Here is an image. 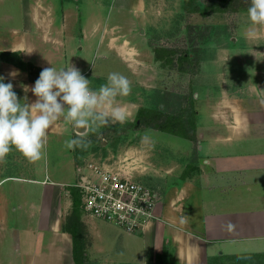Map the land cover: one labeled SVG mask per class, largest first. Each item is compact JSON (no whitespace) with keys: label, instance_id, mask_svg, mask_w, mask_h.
Listing matches in <instances>:
<instances>
[{"label":"crops","instance_id":"0c3cea01","mask_svg":"<svg viewBox=\"0 0 264 264\" xmlns=\"http://www.w3.org/2000/svg\"><path fill=\"white\" fill-rule=\"evenodd\" d=\"M26 1L28 24L40 29L37 19L46 20V25L50 22L49 31L37 33L55 38L37 39L32 48L18 43L14 51L42 52L34 60L40 69L51 64L57 69L66 67L62 36L67 13L76 11L80 18L86 17L87 10V19L92 18L101 8L100 0H68L70 7L58 4L59 0ZM157 1L113 0V5L120 14L144 18ZM117 27H122L120 21L109 26L104 20L94 27L85 23L81 30L87 40ZM260 30L264 35V26ZM118 49L125 56L133 48L124 43ZM240 56L238 64L247 65L243 59L247 55L242 52ZM250 60L255 63L254 58ZM3 77L5 83H12L19 101L31 104L36 100L30 90L34 82ZM256 84L244 88V98L237 97L243 104L255 102L258 107L252 105L250 110L242 104L232 109L231 124L225 118V128L234 137L208 140L210 148L219 145L223 152L216 155L209 150L210 157L203 156L200 170L191 169L187 177L178 172L170 184H155L159 188L151 189L158 195V220L143 232H117L75 206L78 185L90 175L91 164L117 172L98 163L78 162V142L86 138L91 124L86 133H78L73 123L59 117L47 130L41 157L34 161L10 148L0 157V264H264V92ZM224 100L228 104V97ZM241 115L249 117L247 123ZM244 131L259 133V138H240ZM149 157L140 155L134 174L148 173ZM122 166L118 169L128 167ZM165 173L170 175L171 168Z\"/></svg>","mask_w":264,"mask_h":264},{"label":"rangeland","instance_id":"374dc122","mask_svg":"<svg viewBox=\"0 0 264 264\" xmlns=\"http://www.w3.org/2000/svg\"><path fill=\"white\" fill-rule=\"evenodd\" d=\"M67 1L59 0L58 4L70 7ZM232 2L158 0L143 18L120 14L113 0H100L101 8L92 18L87 19L88 4L83 10L84 13L86 10V17L78 18L76 11L67 13L69 17L62 36L66 67L71 64L78 68L89 79L91 88L105 83L110 72L124 75L130 84L129 94L116 99V103L126 109L127 119L122 123H90L91 130L86 138L78 142V162L115 168L137 183L156 190L159 186L155 184H170L178 172L182 171L183 177H187L191 169L200 170L203 156L210 157L209 150H214L210 153L216 155L223 152L219 145L210 148L207 143L220 137H234L224 122L227 118L231 124L232 109L243 104L237 94H244V88L249 89L256 83H260L264 92V35L260 30L263 26H257L255 36H246L248 0H238V9L235 4L231 6ZM28 8L26 0H0V53L19 52L29 67L24 70L0 60V76L23 82H32L38 77L41 69L34 60L42 52L36 49L14 51V48L18 43L32 48L37 39L55 38V35L37 33L49 31L50 22L46 25V20L37 19L35 22L40 29L28 24ZM104 20L109 26L120 21L122 27L108 30V33L101 31L86 40L82 26L88 23L94 27ZM124 43L125 47L133 49L122 56L118 48ZM186 50L192 61L187 57L184 60ZM241 50L247 55V59L243 57L247 65L238 64ZM253 58L256 64L250 60ZM251 103L243 105L252 110L256 103ZM179 116L185 123L175 119ZM241 117L247 123L249 117ZM162 124L168 127L167 131L160 130ZM253 134L256 135L244 131L240 138H259V133ZM126 153H132V157ZM146 153L150 156L151 167L139 177L134 172L140 165V155ZM123 163L127 169H118L123 168ZM168 168H171L170 175L165 173ZM153 170H157V178ZM78 210L81 213L80 207ZM103 224L128 234L113 224Z\"/></svg>","mask_w":264,"mask_h":264},{"label":"clouds","instance_id":"9594fccd","mask_svg":"<svg viewBox=\"0 0 264 264\" xmlns=\"http://www.w3.org/2000/svg\"><path fill=\"white\" fill-rule=\"evenodd\" d=\"M246 14L249 26L245 34L252 37L256 35L257 26H264V0H248ZM24 87L28 91L27 86ZM30 90L36 100L31 104L22 103L12 83H5L0 76V157L14 147L28 160L39 159L47 130L61 116L76 127H87L95 122L122 123L128 117L126 109L116 103V99L129 94L130 84L118 72H110L105 83L91 88L89 79L75 66L70 64L57 69L51 64L40 70ZM232 227L229 223L228 228Z\"/></svg>","mask_w":264,"mask_h":264},{"label":"built area","instance_id":"2783aa9c","mask_svg":"<svg viewBox=\"0 0 264 264\" xmlns=\"http://www.w3.org/2000/svg\"><path fill=\"white\" fill-rule=\"evenodd\" d=\"M78 188L82 210L89 216L113 224L127 233L145 231L158 220V195L126 173L89 166Z\"/></svg>","mask_w":264,"mask_h":264},{"label":"trees","instance_id":"16d2710c","mask_svg":"<svg viewBox=\"0 0 264 264\" xmlns=\"http://www.w3.org/2000/svg\"><path fill=\"white\" fill-rule=\"evenodd\" d=\"M218 0H209V3H215V2H217ZM237 2H238V0H233V2H232V4H231V6H233L234 4L236 5V7L238 6V4H237ZM240 7V5L237 7V9ZM190 52H187V50L185 51V54H184V60H185V58L187 57V60H189V61H192L191 59H193L192 57H190V54H189ZM0 60H2V61H4V62H6V63H8V64H11V65H13V66H15V67H17V68H20V69H24V70H27V68H29L28 67V64L27 63H25L24 62V60H23V58H22V56H21V54L19 53V52H16V53H7V52H2V53H0ZM183 70V68H181V71ZM37 78H34L33 80H32V82H34L35 80H36ZM176 117V116H175ZM147 119V118H146ZM175 119H178V121H181L182 120V117L181 116H179V117H177V118H175ZM189 121V120H188ZM182 122V121H181ZM182 123H185V121L184 122H182ZM156 126H157V124H155ZM148 126H150V125H148ZM160 130H164V131H167L168 130V127L167 126H165V125H163L162 124V126H160ZM181 129H183V127L181 126ZM170 131V130H169ZM171 133H173L172 131H170ZM75 201H76V204H75V206H76V208L77 209H79V207H80V209L82 208L81 206H82V202H81V194H80V191H79V193H78V196H77V199H75Z\"/></svg>","mask_w":264,"mask_h":264},{"label":"water","instance_id":"95a60500","mask_svg":"<svg viewBox=\"0 0 264 264\" xmlns=\"http://www.w3.org/2000/svg\"><path fill=\"white\" fill-rule=\"evenodd\" d=\"M76 130L78 133H84L86 130V127H77Z\"/></svg>","mask_w":264,"mask_h":264}]
</instances>
